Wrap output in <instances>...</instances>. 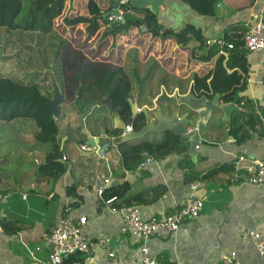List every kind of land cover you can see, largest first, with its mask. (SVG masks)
I'll use <instances>...</instances> for the list:
<instances>
[{
  "label": "crops",
  "instance_id": "1",
  "mask_svg": "<svg viewBox=\"0 0 264 264\" xmlns=\"http://www.w3.org/2000/svg\"><path fill=\"white\" fill-rule=\"evenodd\" d=\"M88 1H66L64 14L58 20L72 44L70 56L78 54L88 63L122 69L131 80L129 98L138 105V114L144 109L154 113L156 107L164 113L168 111L178 99L193 93L195 75L211 73L231 90L239 89L242 85L236 86L229 78L237 72L242 83L246 79L245 89L238 96L252 102L262 124L246 128L247 137L241 141V134H230V121L216 108L208 123L201 122V132L194 135L201 144L193 153L189 149L177 153L163 144L171 133L128 141L129 146L147 143L162 147L159 158L128 170L119 150L123 141L112 136L114 131H121L120 137H125L126 130H114L112 112L104 105L108 98L100 91L83 90L81 86L72 100L61 103L59 117L53 113L34 116V108L30 117L0 120V146L10 143L7 152L0 147V193L7 196L0 204V264H45L50 251L46 238L64 216L75 223L86 218L82 228L90 240V249L82 256L83 264H140L143 244L163 264H174L176 260L186 264H224L225 257L233 252L237 253L239 264H264V256L249 237L255 232L264 240V187L236 183L233 179L236 157L264 160V51L247 53V73L239 67L229 69V52L228 57L220 53L226 34L239 27L246 29L256 16L264 14V0H254L244 9L236 6L245 0H220L208 16L199 14L183 0H153L142 8L132 4L140 0H132L131 6L141 13H131L140 21L157 18L162 27L158 37L148 33L145 26L114 29L105 23L94 37L88 36L85 24L63 26L65 17L87 16ZM94 1L104 20L117 4L116 0ZM81 2L84 9L75 11ZM144 13H148L147 17ZM188 24L200 29L210 42L195 57L174 37L165 34L166 30L179 32ZM82 28L85 36L80 41ZM40 93L47 103L54 98V93L44 89ZM233 104L237 108L234 112L238 111L240 106ZM223 105L221 101L220 107ZM51 117L58 125L59 152L49 161L53 147L47 121ZM125 123L132 125V120ZM86 133L100 141L96 146L98 153L82 150L83 145H88ZM98 177L109 178V187L126 185L125 198L142 196L144 201L138 208L145 220L183 207L191 183L199 185L197 196L207 199L200 216L186 220L169 238L139 243L121 232L123 211H113L99 197ZM72 185L77 186L78 197L68 194ZM111 252H115L114 258L110 257Z\"/></svg>",
  "mask_w": 264,
  "mask_h": 264
},
{
  "label": "trees",
  "instance_id": "2",
  "mask_svg": "<svg viewBox=\"0 0 264 264\" xmlns=\"http://www.w3.org/2000/svg\"><path fill=\"white\" fill-rule=\"evenodd\" d=\"M66 1L0 0V120L30 117L34 108L37 109V112L33 113L34 116L36 114L38 116L52 115L46 106V99L40 93L41 89L49 94L54 93V96L57 89L64 103L72 100L82 86L83 90L104 93L124 122L129 123L132 120L133 129L136 132L141 131L146 125V118L144 113L137 114L135 118L132 117L131 105L128 102L132 93V83L128 75L120 68H112L102 63H88L85 58L79 59L78 54H75V57L70 56L73 50L72 44L58 25V20L63 16L66 8ZM183 1L199 14L208 16L212 14L213 8L220 0ZM253 3L254 0H245L236 8L244 9ZM87 10V16L65 17L63 26L75 28L85 24L88 36L94 37L107 21L104 20V14L94 0L88 1ZM131 12L141 13L130 3L124 13L126 26L122 27L129 29L145 26L148 33L154 37L160 36L162 27L158 24L156 17H151L144 23ZM119 26L115 24L114 29ZM165 32L190 51L192 57L210 43L203 36L202 31L192 24H188L179 32L172 30ZM246 33L247 28L239 27L226 34L222 41L224 49L229 52L226 66L232 70L239 67L245 73H247V51L244 44ZM229 45H233L234 49L229 51ZM224 60L226 59L221 55V61L224 62ZM229 78L236 86H242L231 90L226 82L216 75L212 77L209 73L203 77L195 75L192 89L198 98L206 97L208 100H213L218 95L224 105L236 103L240 106V109L231 117L230 134L234 137L241 134L239 139L243 141L247 137L244 133L246 128L260 125L262 121L256 114L252 102L238 96L239 92L245 89L246 79L242 83V77L237 72L232 73ZM209 79L211 80L208 83ZM47 122L49 142L53 147V153L48 157L51 161L59 152L58 125L52 117ZM114 134L120 138L121 131H114L112 136ZM163 144L177 153L187 152L190 147L188 139L169 134L166 135ZM119 150L124 166L132 170L134 165H140L151 158L153 160L159 158L162 147L147 143L129 146L128 141H123L119 145ZM127 193L126 185L108 187L104 190L102 200L104 203L113 200L111 207L118 211L132 206L139 207L140 201H144L142 196L125 198ZM68 194L78 197L77 186H70ZM73 205L76 206V204ZM14 233H17V230ZM82 256L83 254H77L65 264L77 261L83 263Z\"/></svg>",
  "mask_w": 264,
  "mask_h": 264
},
{
  "label": "built area",
  "instance_id": "3",
  "mask_svg": "<svg viewBox=\"0 0 264 264\" xmlns=\"http://www.w3.org/2000/svg\"><path fill=\"white\" fill-rule=\"evenodd\" d=\"M116 10L119 16L109 15L106 19V26L111 28L115 24L120 26L126 25L124 13L126 7L132 0H116ZM244 44L247 53H258L264 51V14L256 16V18L247 26V33L244 37ZM229 51L233 50V45L228 46ZM220 53L228 57V51L224 46H220ZM198 125L188 128L186 137H192L195 131H198ZM133 131L132 125H127L124 135ZM200 143V141H199ZM201 144V143H200ZM199 144V145H200ZM82 150L94 151L98 153L96 147L83 145ZM104 157V156H103ZM66 160V158L64 157ZM153 159H149L150 163ZM233 179L236 183H249L254 186L264 187V160L250 159L246 156L236 157L233 163ZM110 179L98 177L96 181L97 192L100 198L103 197L104 190L109 187ZM199 185L191 183L189 186L188 199L186 204L179 210L173 213H162L159 216L145 220L142 217L141 210L136 207L123 208V225L121 232L129 235L136 242L144 243L152 238L166 239L180 229L186 220L197 219L203 210L204 203L207 197L197 196ZM25 198V196H24ZM7 200V196L0 193V204ZM113 200L105 202L112 209ZM113 211H117L112 209ZM86 218H81L78 223L73 222L68 216H64L59 224L51 231L46 238V243L49 246L48 260L45 264H65L70 258L77 254H86L90 249V240L84 234L82 226L85 225ZM0 233H3V226L0 219ZM249 237L254 240V243L261 256H264V240L259 233L251 232ZM27 251L33 255V251L26 247ZM142 259L140 264H163L157 258L150 254V251L145 244L141 247ZM115 252L110 253V257H115ZM72 264H83L80 261ZM174 264H186L182 260H176ZM224 264H239L237 253L233 252L226 256Z\"/></svg>",
  "mask_w": 264,
  "mask_h": 264
},
{
  "label": "water",
  "instance_id": "4",
  "mask_svg": "<svg viewBox=\"0 0 264 264\" xmlns=\"http://www.w3.org/2000/svg\"><path fill=\"white\" fill-rule=\"evenodd\" d=\"M153 0H140L132 3L136 7L147 6L152 3ZM116 8V6H115ZM113 9L107 15L119 16L118 10ZM105 17V18H106ZM128 102L131 105V110L133 118L138 114V105L133 103L129 98ZM62 103V96L60 92L56 89L55 96L52 102L46 104L50 111L56 116H60V106ZM221 98L217 95L213 100H208L206 97L198 98L195 93H192L187 96H183L178 99L175 106L170 107L168 111L164 113L160 107H156L154 113L144 109L142 112L146 118V125L139 132H136L134 129L131 133L126 134L125 137H120L121 141H132L139 140L144 138L149 134H165L171 133L176 137H186V133L189 127L198 125L200 127L201 122L208 123L212 112L219 108L227 117L228 121H231L232 114L237 110L236 106L233 103L223 105L220 107ZM110 111L112 112V118L114 122V130H126V123L120 118V115L115 112L113 103L107 99L104 102ZM201 129L195 131L194 135L199 134ZM104 133V131H103ZM88 138V145L91 147H96L100 144V141L91 137L90 134L86 133ZM186 137L190 143L189 151L193 153L195 149L199 146V140L195 136ZM110 145V144H109Z\"/></svg>",
  "mask_w": 264,
  "mask_h": 264
},
{
  "label": "rangeland",
  "instance_id": "5",
  "mask_svg": "<svg viewBox=\"0 0 264 264\" xmlns=\"http://www.w3.org/2000/svg\"><path fill=\"white\" fill-rule=\"evenodd\" d=\"M68 1V0H67ZM27 3V2H26ZM77 9H75V11H82L83 9H84V5L82 4V2L79 4V3H77ZM25 9H27V4H25ZM59 23H60V26H59V28H60V30H63V27H62V25H61V22L59 21L58 22V25H59ZM113 27V26H112ZM63 32H64V30H63ZM64 34H65V32H64ZM82 34V35H81ZM84 36H85V32H84V30H83V28L80 30V36H79V39H80V41H82L83 39H84ZM52 102V101H51ZM1 128H2V125L0 124V130H1ZM26 129L29 131V130H31V127L29 128V127H26ZM25 128H23L22 130H24V132H26V133H28V131L26 130ZM4 151H9V148H10V143H6L5 145H2V146H0Z\"/></svg>",
  "mask_w": 264,
  "mask_h": 264
}]
</instances>
